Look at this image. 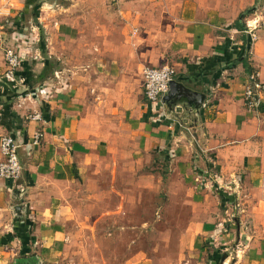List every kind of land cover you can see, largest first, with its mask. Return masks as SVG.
I'll return each instance as SVG.
<instances>
[{"label": "crops", "instance_id": "obj_1", "mask_svg": "<svg viewBox=\"0 0 264 264\" xmlns=\"http://www.w3.org/2000/svg\"><path fill=\"white\" fill-rule=\"evenodd\" d=\"M55 4L43 1L41 39L20 43L21 95L0 53V135L18 139L22 165L17 181L0 178V264L67 256L68 199L82 182L109 166L149 173L156 161L192 197L180 255L264 264V93L254 107L245 99L248 65L264 80V0ZM256 20L253 39L246 24ZM165 63L178 86L151 102L144 68ZM35 112L41 120L28 119ZM124 264L154 262L138 251Z\"/></svg>", "mask_w": 264, "mask_h": 264}, {"label": "rangeland", "instance_id": "obj_2", "mask_svg": "<svg viewBox=\"0 0 264 264\" xmlns=\"http://www.w3.org/2000/svg\"><path fill=\"white\" fill-rule=\"evenodd\" d=\"M43 1L35 10L26 8L25 1H0V24L6 28L4 47L13 45L22 64L20 43L36 36L41 39L42 18L47 12ZM55 2L62 4L63 0ZM13 89L21 95L26 88L19 85ZM168 165L151 162L146 165L149 173H140L137 166L128 170L109 166L94 174L96 178L83 181L68 199L70 253L45 264H124L138 251L153 259L154 264H195L184 256L186 251L180 255L182 246L188 247L183 233L192 218V197L180 175H174Z\"/></svg>", "mask_w": 264, "mask_h": 264}, {"label": "built area", "instance_id": "obj_3", "mask_svg": "<svg viewBox=\"0 0 264 264\" xmlns=\"http://www.w3.org/2000/svg\"><path fill=\"white\" fill-rule=\"evenodd\" d=\"M256 20L252 23L247 21L246 28L253 39L256 38L255 30L259 26ZM5 24H0V46H3L4 60L6 69L3 74L4 79L11 84L12 87H17L25 83L18 75V71L22 64V58L18 50L13 45L4 47L6 42ZM15 33V38H17ZM176 69L173 65L165 63L159 66H146L144 68L143 87L147 99L151 102L160 101L170 89V83L174 80ZM264 93V80L260 77V72L253 70L248 77V82L245 85V99L250 107L257 104V96ZM29 120H41L40 112H35L28 115ZM42 129H37L29 141L31 145H39L43 138ZM20 142L10 133L0 135V178L17 181L22 174V165L19 158Z\"/></svg>", "mask_w": 264, "mask_h": 264}, {"label": "water", "instance_id": "obj_4", "mask_svg": "<svg viewBox=\"0 0 264 264\" xmlns=\"http://www.w3.org/2000/svg\"><path fill=\"white\" fill-rule=\"evenodd\" d=\"M178 86V82L176 80H172L171 83H170V89L167 93L170 94V93H173L175 91V89L177 88ZM187 96L188 98L190 97V94L187 92V94L185 95ZM39 257H33L32 259H27V258H19L17 259L16 263H26V264H39Z\"/></svg>", "mask_w": 264, "mask_h": 264}, {"label": "trees", "instance_id": "obj_5", "mask_svg": "<svg viewBox=\"0 0 264 264\" xmlns=\"http://www.w3.org/2000/svg\"><path fill=\"white\" fill-rule=\"evenodd\" d=\"M43 0H25V4H26V8H32V9H36L41 3H42ZM252 11L248 10V11H245L244 13H242L241 16H243V18H245L248 14H250ZM24 13V11H23ZM35 14V12H33ZM248 72H252V68L248 65Z\"/></svg>", "mask_w": 264, "mask_h": 264}]
</instances>
